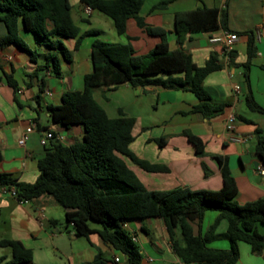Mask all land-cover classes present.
<instances>
[{"label":"crops","instance_id":"1","mask_svg":"<svg viewBox=\"0 0 264 264\" xmlns=\"http://www.w3.org/2000/svg\"><path fill=\"white\" fill-rule=\"evenodd\" d=\"M68 1L71 5L70 16L79 34L86 36L75 51L74 40L62 41L70 58L66 61L59 56V76L40 71L35 78H30L37 69L44 66L45 48L43 43L36 42L30 33L25 32L22 26L19 27L18 37L28 49L36 52L34 61L14 44L0 49V174H9L18 182H35L38 176L37 162L52 143L71 146L82 140V125L64 128L53 123L48 107L60 105L65 92L83 89V79L91 72V45L96 42L127 43L136 55H146L159 41L139 27L135 19H128L124 35L118 36L108 16L92 9L86 13L85 6L79 0ZM161 1L142 0L138 17L149 27L163 29L169 50L182 49L191 56L197 67H203L212 57L216 59L220 68L208 74L203 87L212 104L224 107L221 113L205 118L194 110L198 100L189 91L166 90L156 86L131 87L126 83L114 89H93V99L109 118H118L121 112L134 120L130 151L138 159L149 165L164 167L165 171H146L127 158H123L124 162L148 190L167 191L187 187L192 190L216 191L221 187V170L214 157H221L236 183L235 202L241 205L264 200V173L261 175L256 167L261 163L254 152V132L260 130L264 133V115L249 110L245 104V97L251 94L264 109V1L173 0L165 8L154 9V5ZM201 6L218 9L217 29L209 33H190L182 45H177L173 28L174 14ZM223 32L237 36L232 50L235 56L232 64L226 59L221 45L209 41ZM6 34V26L0 21V38ZM250 42L253 45V57L246 78L241 64L246 61ZM7 75H11L16 82V90L6 83ZM236 86L237 91L234 90ZM230 113L235 116L234 134L251 136L250 140L236 143L230 139L231 134L225 129V117ZM30 121L36 123L37 129L27 136L23 145H19L18 140ZM39 131L51 132L54 139L41 146ZM183 131H188L203 142L202 156L195 155L193 147L182 135ZM160 138L166 140L161 148L156 144ZM56 206L59 205L49 196H40L20 204L0 189V222L8 228V238L1 239L19 241L30 249V264H52L53 261L58 264H77L76 258L87 250L90 253L88 260L92 264H95L97 254L107 264H126V256L105 244L96 233L87 238L77 237L72 225L65 223L63 230L71 240L69 249H66L65 240L61 241V233L54 228L57 219L49 217L52 213L50 211L55 210ZM62 212L64 216L63 209ZM208 212L215 213L210 215L215 221L218 213H205ZM201 224L202 221L199 226L197 222L192 223L194 234H203L212 225L208 223L203 232ZM123 228L132 235V241L139 247L142 264H184L172 252L160 219L131 220L125 222ZM226 228V220L221 219L216 233H223ZM51 229H54L53 233ZM218 241L227 240H216L208 246L215 249H226L229 246L228 241L227 245L216 244ZM47 242L53 245V251L48 250ZM0 250L2 252L4 249ZM238 251L237 264H264V253L252 254L247 244L239 242ZM0 256L9 258L10 252ZM114 258L119 261L115 263Z\"/></svg>","mask_w":264,"mask_h":264},{"label":"trees","instance_id":"2","mask_svg":"<svg viewBox=\"0 0 264 264\" xmlns=\"http://www.w3.org/2000/svg\"><path fill=\"white\" fill-rule=\"evenodd\" d=\"M79 1L108 16L118 36L124 35L127 20L135 19L139 27L159 41L146 55H136L127 43H93L90 50L91 72L83 79V89L65 92L60 105L48 107L53 123L64 128L82 125V140L71 146L52 143L37 162L38 176L32 184L18 182L9 174H0V189H13L20 200L30 201L40 196L53 198L63 209L64 220L72 225L77 237L87 238L96 233L105 244L126 256V264H142V255L132 241V235L123 228L125 222L151 218L163 222L171 250L184 264H237L239 242L247 244L252 254H263L264 232L260 231H264V200L237 204L234 200L236 183L221 157H214L221 170V187L216 191L187 187L167 191L148 190L123 158L150 172H164L165 168L149 165L130 151L132 118L125 117L121 112L120 117L109 118L92 97L95 88L114 89L124 83L131 87L156 86L166 90L189 91L198 100L194 110L205 118H211L221 113L224 107L212 104L203 87L208 74L220 68L216 59L212 57L203 67H197L182 49L169 50L166 32L145 25L138 17L142 0ZM172 1L163 0L153 8H165ZM70 10L68 0H0V21L7 30V34L0 38V49L14 44L34 61L36 52L28 49L18 37L19 27L22 26L45 48V64L30 78H35L40 71L59 76V56L66 61L70 58L62 41L74 40L75 51L86 36L79 34ZM218 22L217 8L201 6L174 14L176 44L182 45L190 33L216 30ZM252 57L253 45L250 42L246 61L241 64L246 78ZM234 58L233 52H230L228 62L232 64ZM5 80L8 86L17 89L11 75H7ZM245 104L249 110L264 115V109L251 94L245 97ZM182 135L193 147L195 155L202 156L203 142L188 131H183ZM254 138V152L264 168V133L256 130ZM165 143L164 138L156 140L159 148ZM202 167L207 175L205 166ZM207 211H216L217 219L205 233L194 234L192 223L197 222L199 226ZM221 219L226 220L227 228L223 233H216ZM89 222L101 228L94 230ZM216 240H227L229 248L208 246ZM0 248L10 251L9 258L0 256V264L32 262V251L19 241L0 239ZM94 263L107 264L100 254L95 256Z\"/></svg>","mask_w":264,"mask_h":264},{"label":"built area","instance_id":"3","mask_svg":"<svg viewBox=\"0 0 264 264\" xmlns=\"http://www.w3.org/2000/svg\"><path fill=\"white\" fill-rule=\"evenodd\" d=\"M259 1H264V0H259ZM91 9L87 6H85V12L86 13H90ZM210 42L212 43H219L222 47V51L226 56V59L229 60V53L232 52L233 50V45L234 43L237 41V36L235 34L229 33V32H223L220 36L218 37H213L211 39H209ZM48 74V73H46ZM235 91L238 90V87L236 86L234 88ZM37 129V125L34 121H30L28 123V126L26 127L24 134L22 135V137L18 140V144L19 145H23L27 139V136L34 132ZM225 129L228 133L231 134L230 139L233 142L236 143H242L243 141L246 140H250L251 136H247V137H242L240 135H235L234 134V130H235V116L233 114H228L225 117ZM40 134V138H39V144L41 146H45L47 144V142L51 139H54V136L51 132L49 131H39ZM259 173L262 175L264 173V168L262 167V165H258L256 166ZM3 193L8 194L10 197L14 198L18 203L20 204H26L28 203L27 200H20L16 198V193L13 189L10 190H5L2 189ZM119 260L118 258H114V262L117 263Z\"/></svg>","mask_w":264,"mask_h":264},{"label":"rangeland","instance_id":"4","mask_svg":"<svg viewBox=\"0 0 264 264\" xmlns=\"http://www.w3.org/2000/svg\"><path fill=\"white\" fill-rule=\"evenodd\" d=\"M50 212H52L50 215H49V217H52V218H56L57 219V223L55 224V229H58L59 230V232L61 233L60 235H61V237L62 238H60V237H57V238H60L61 239V241H64L65 240V247H66V249H69V244H70V238H69V235H68V233L67 232H65V230H63V226H64V224L66 223L65 222V220H64V216H63V212H62V208L60 207V206H56V209L55 210H53V211H50ZM215 213H212V212H208V213H205L204 214V217H203V219H202V230H203V232H204V230H205V227H206V225L208 224V223H211V224H213V222H214V218H212V216H210V215H214ZM211 217V218H210ZM143 220H145V219H143ZM89 226H92V227H97V228H101L100 227V225H98V224H95V223H92V222H89ZM219 227V226H218ZM220 228V227H219ZM219 228H218V230H219ZM8 232V228L5 226V225H3L1 222H0V239L1 238H8V237H6V234H7V232ZM51 231H52V233H53V231H54V229H51ZM260 232H264V231H260ZM7 236H8V234H7ZM59 236V235H58ZM48 243V242H47ZM228 244V242L227 241H218L216 244ZM53 245H51L50 243H48L47 244V248H48V250H52L53 251V247H52ZM227 248H229V246L227 247ZM226 248V249H227ZM4 250L1 252V250H0V254H8L10 251H9V249H7V248H3ZM89 255H90V253H89V251L87 250V251H85L83 254H81L80 256H78L77 258H76V263L77 264H92V263H90L89 262V260H88V258H89ZM58 256V255H57ZM63 263H65V260L63 261ZM52 264H58V262L57 261H53L52 262Z\"/></svg>","mask_w":264,"mask_h":264},{"label":"water","instance_id":"5","mask_svg":"<svg viewBox=\"0 0 264 264\" xmlns=\"http://www.w3.org/2000/svg\"><path fill=\"white\" fill-rule=\"evenodd\" d=\"M257 156V155H256ZM257 165V163H255V166Z\"/></svg>","mask_w":264,"mask_h":264}]
</instances>
